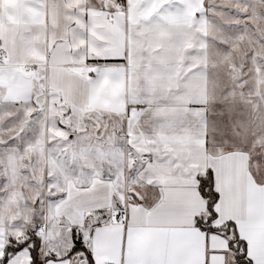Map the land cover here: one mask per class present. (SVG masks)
Returning a JSON list of instances; mask_svg holds the SVG:
<instances>
[{
    "label": "snow or ice",
    "instance_id": "1",
    "mask_svg": "<svg viewBox=\"0 0 264 264\" xmlns=\"http://www.w3.org/2000/svg\"><path fill=\"white\" fill-rule=\"evenodd\" d=\"M0 264H264V0H0Z\"/></svg>",
    "mask_w": 264,
    "mask_h": 264
}]
</instances>
